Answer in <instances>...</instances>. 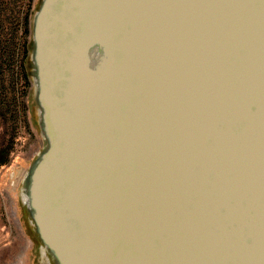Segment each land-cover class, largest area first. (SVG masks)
Segmentation results:
<instances>
[{"label":"water","instance_id":"water-1","mask_svg":"<svg viewBox=\"0 0 264 264\" xmlns=\"http://www.w3.org/2000/svg\"><path fill=\"white\" fill-rule=\"evenodd\" d=\"M40 3L23 189L56 264H264V0Z\"/></svg>","mask_w":264,"mask_h":264},{"label":"rangeland","instance_id":"rangeland-1","mask_svg":"<svg viewBox=\"0 0 264 264\" xmlns=\"http://www.w3.org/2000/svg\"><path fill=\"white\" fill-rule=\"evenodd\" d=\"M40 2L0 0V264H56L42 246L24 200L27 172L45 139L33 78L25 93L20 46L12 57L15 23L21 21V30L31 15L32 27Z\"/></svg>","mask_w":264,"mask_h":264},{"label":"trees","instance_id":"trees-1","mask_svg":"<svg viewBox=\"0 0 264 264\" xmlns=\"http://www.w3.org/2000/svg\"><path fill=\"white\" fill-rule=\"evenodd\" d=\"M32 14V13H31ZM19 20L15 23V32H17V35H15L13 43H12V57L15 58L16 55L18 54V48L20 46V49L23 51V58H22V64H21V75L24 79V89L26 90L25 93L27 92V87L31 86L32 84V75L29 70L30 63L28 60L30 53L32 51V27H31V22H32V17L27 16L25 17V20L23 23V27L21 30ZM23 31V33H22Z\"/></svg>","mask_w":264,"mask_h":264}]
</instances>
